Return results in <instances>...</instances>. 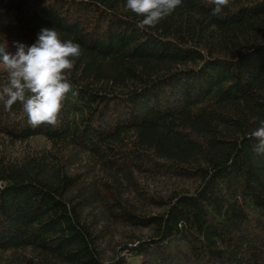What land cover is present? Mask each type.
I'll return each instance as SVG.
<instances>
[{
    "label": "trees",
    "instance_id": "16d2710c",
    "mask_svg": "<svg viewBox=\"0 0 264 264\" xmlns=\"http://www.w3.org/2000/svg\"><path fill=\"white\" fill-rule=\"evenodd\" d=\"M125 3L0 0V47L82 49L55 128L0 101V264H264V0L144 31Z\"/></svg>",
    "mask_w": 264,
    "mask_h": 264
},
{
    "label": "clouds",
    "instance_id": "9594fccd",
    "mask_svg": "<svg viewBox=\"0 0 264 264\" xmlns=\"http://www.w3.org/2000/svg\"><path fill=\"white\" fill-rule=\"evenodd\" d=\"M212 6V15L218 16L231 0H204ZM183 0H126L124 10L141 17L137 28L141 31L155 28L171 15ZM15 51L0 47V71L7 82L0 86V101L6 110L19 103L31 128H55L63 102L69 93L77 95L69 79L75 62L82 55L81 46L72 40H62L52 27H42L33 44L14 42ZM251 131L255 139L253 151L264 155V119Z\"/></svg>",
    "mask_w": 264,
    "mask_h": 264
},
{
    "label": "rangeland",
    "instance_id": "374dc122",
    "mask_svg": "<svg viewBox=\"0 0 264 264\" xmlns=\"http://www.w3.org/2000/svg\"><path fill=\"white\" fill-rule=\"evenodd\" d=\"M165 178L155 180V183H153V189H155L158 192L162 193V192H165V191L169 190L170 188L174 187L175 185H177L179 183L177 181H173V180H169V179H165ZM144 181L147 184L150 183L149 182L150 180H147V177H146V179ZM183 184L190 185L191 183H184L183 182ZM137 261H138L137 259L134 260L135 264L137 263Z\"/></svg>",
    "mask_w": 264,
    "mask_h": 264
}]
</instances>
